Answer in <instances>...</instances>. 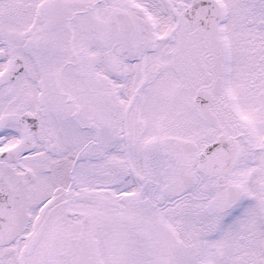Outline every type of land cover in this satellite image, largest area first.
<instances>
[{
  "label": "snow or ice",
  "instance_id": "obj_1",
  "mask_svg": "<svg viewBox=\"0 0 264 264\" xmlns=\"http://www.w3.org/2000/svg\"><path fill=\"white\" fill-rule=\"evenodd\" d=\"M0 264H264V0H0Z\"/></svg>",
  "mask_w": 264,
  "mask_h": 264
}]
</instances>
